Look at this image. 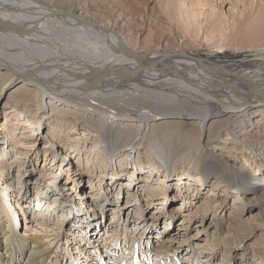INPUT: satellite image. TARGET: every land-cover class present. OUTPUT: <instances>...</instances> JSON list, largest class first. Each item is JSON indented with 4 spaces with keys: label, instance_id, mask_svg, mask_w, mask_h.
I'll return each instance as SVG.
<instances>
[{
    "label": "bare ground",
    "instance_id": "obj_1",
    "mask_svg": "<svg viewBox=\"0 0 264 264\" xmlns=\"http://www.w3.org/2000/svg\"><path fill=\"white\" fill-rule=\"evenodd\" d=\"M7 1L13 2L12 5H10L11 9H9V3L0 0V98L3 96L6 87L12 84L13 81L21 80V82L18 84L16 90H14V93H10L8 97L12 105L14 103L16 106L12 109L10 103L4 104H7V108L11 109L5 111L4 123L0 128V181L6 180V187L4 188L9 189L10 195L15 197L18 202L17 204L20 205V211L22 210L23 212V216L25 212V215L34 216L36 219L38 217L43 218V213L40 209H36L38 214H34L32 212L33 209L30 212L32 201L28 200L27 196L32 193L28 180L29 177H31V173L28 175V171L26 173L23 169L19 174L21 180L23 177L26 178L21 184V190H25L26 193L21 194L22 191H17L15 180L11 177L13 176L12 172L16 170V167L11 164H13L15 159L17 160L20 157L23 158L25 156L27 159L33 156V153L30 155L32 150L37 144L44 141L43 137H40V133H38L39 128H43V133L46 129L47 139H49L52 147L57 148V153L46 150L44 162L45 164L47 162L48 164H50V162H52V164L56 162L53 167L58 168L57 171L60 170L57 174H51L50 172L48 176H46V174H48L46 172L49 170H41L35 179V184L39 188H41L42 185H48L46 188L48 192L56 189L58 195L56 197L60 198L61 196L62 202L60 205L63 206L61 208L62 210H58L57 213V207L54 206L55 203L50 202L47 198V206L49 207H46V209L49 214H46L47 216L45 215L46 220L43 225L42 222L39 223L45 230H50L51 232L61 231L60 238H63L62 236L71 230L69 225H76H73V222L68 219V214L66 215V213H64L65 203L70 202L74 207H81V209H84L83 211L86 213V216L91 214L90 212L94 210V208H91V203H89V199H93L91 196H87V194H76L74 200L71 199V196H73L71 190L75 188L76 191L79 189L81 192L83 188L80 187V185L86 177L90 180L88 188L97 190V187L99 188V186L102 185L104 189H107L105 184L103 185L105 181L103 177L104 175L107 176V173L102 172L103 174L100 175L98 180H96L97 183H95L93 174L87 173L83 176L79 163L81 157L77 159V156L82 152V157H84L85 154L94 155L96 153V148L99 147L102 143V139H104L98 137L99 133L101 134V132H104V129L109 127H120L119 120L130 119V116L123 115L120 111L113 113L99 107L100 104L104 105L107 102L108 97L113 96L112 93H114L116 89L120 90L128 86L136 85L138 82L142 81L150 84L163 83L164 86L168 88L170 85H173L177 89L181 87L189 91H197L201 93L204 98L211 90L214 93L213 95L216 96L215 100L221 102V104L214 107L216 109L209 112L199 113L201 118L199 127L188 125V128L192 131L199 129V132L203 133V125L205 126L208 120L216 116L229 114L227 117L231 118L229 122L231 124V132L228 134L231 135L232 138L240 137L243 134L242 130L244 134L248 133L247 128H251V131H255L252 136L254 138V145L260 142L264 144L263 128H261L260 131H256V128L259 127L257 125L262 123L263 114L261 118L256 120V124L251 120V118L258 113H264V51L254 56L251 55L239 63H217L210 61V59H202L198 54L194 53V51H197L200 47H204V45L197 42L193 47V44L191 45L188 42V38L193 40L199 37L198 34L200 33V29H196L197 26L191 23L190 25L192 26L188 25V33H186L178 25L177 28L180 31H178L176 39L171 40V38H164L163 25L160 23L159 19L152 17L150 15L152 13H145L143 9H140L137 3L138 1L136 0H114L116 4L118 3V5L121 6L119 9L123 11L126 10L120 15H118L119 13H116L115 10L110 8L107 9L106 7H79L76 5L73 6L74 4H72L70 7L71 15L66 16L70 17L72 21H64L63 25H49L43 23L46 10L49 11V7L45 6L47 8L46 10H39L32 13L27 10L24 5V0ZM181 1L182 0H158V5L160 6V16H158L166 21H171V18L175 19L172 10ZM209 1L210 0H195L194 3L191 2L193 4H191V7L194 5L196 7L199 5L203 6L205 2ZM258 4L261 9L259 10L258 17L254 19V21H251L248 15L243 17V19L241 18L239 22H235V28L232 29V39L234 42L246 44L250 38V42H256L255 44H257L258 47L264 48V0H258ZM6 6H8V8ZM128 15L130 19L133 18L139 23L141 26L140 30L133 32L126 28V17ZM50 19L52 18L50 17ZM177 23L180 24L179 22ZM216 30L218 31V28H216ZM171 41L176 44V48H172L174 44ZM219 52L223 53L221 51ZM7 81H9V83H7ZM205 87L207 88L205 89ZM186 92L187 91L184 93ZM197 92H193V94L195 93L196 95ZM189 93H192V91ZM88 97L95 98L94 100L98 101V103L77 102L78 100H85V98ZM45 98H49L46 104H44ZM251 100L261 101L262 105L249 102ZM9 105L11 106L9 107ZM67 105H77L76 109H80L82 112L61 113V111H59L60 107ZM244 105L247 107L245 109H240ZM90 106L94 107L90 108ZM18 109H22V111L17 115L14 114ZM51 113H54V115H51ZM63 114L66 119L63 118ZM240 114L245 116V119H243L245 123L243 124L244 127L239 130L241 125L235 126L233 124L235 122L237 123V118H239ZM94 115H98L100 118H96ZM15 116L17 117L14 120L13 118ZM43 118L49 121L46 124L41 123ZM156 120L158 119L156 118ZM90 126L94 128H88ZM138 127L143 128V125H139ZM63 128L67 130V133L72 131L77 133L78 130H82V137L78 136L77 138L71 139V136H77V134H61ZM87 130L89 132H87ZM261 130H263V133H259ZM239 133H241L240 136L238 135ZM90 136H92V138H97L96 145L78 147V149H76V153H78L76 156L73 152L69 154L68 147L65 142L61 140V138H69L71 142H77L78 145L83 142H85L83 144H89L92 139ZM211 138L210 135L207 144L214 147V139ZM245 141L246 140H242V142ZM245 145L246 146H242L239 153H242L245 148H253L250 147L252 143L251 145ZM106 149L108 150L109 159L112 160V162L115 160L116 170L111 173L112 180L115 181L113 186L119 183L118 180L120 179L118 176L126 171V169L123 170V166L125 164L129 166L131 164L134 165V169H136L138 174H136L137 179L135 175L130 176L129 172V174H127L128 184L126 186L130 188L134 186L133 184H136L140 189L137 188L135 193H133V190L127 191L129 192L127 199L132 200L133 198L139 197V202H127L122 209H120V206L117 211L113 210V219L108 222L110 225L102 224L103 230L101 231L98 229L100 223H95L93 220L80 217L78 221H81V229L79 230L76 225L79 231L74 230L72 233L75 234V238H79L80 243L92 244L91 248L93 250H88V248H90L89 246L84 247L83 253L90 257L93 254L92 258L95 257V260H97V262L101 261L102 264H153L154 256L160 258L165 252L171 253L177 251L178 249L175 247L177 240L174 236L169 235V232L162 236L159 242L155 241L156 244L154 243L153 247L147 245V247L142 248L140 242H135V236H138V239L142 237V229H139L137 234L135 233L136 231H128L129 229L127 230L125 225L126 220L122 223L121 217V212L124 209L128 210V207L133 205H139V210L143 211L146 206L143 205L144 203L155 205L156 202L164 198L162 201H164L163 204H165L167 201L165 194L172 188L173 181V179L169 180L168 177L172 176V174L165 172V174L161 176L163 178L160 183V191L155 187L151 188L153 184H150V181L153 175H161L160 171H162V168H159L161 166L152 163L144 167L143 165H139L137 161L131 162L129 150L121 151L116 154L115 148H113V146L111 148L110 143L106 144ZM132 149H135V147H132L131 150ZM215 149L217 148L215 147ZM125 153L129 154L126 155ZM261 153L263 159H257L255 156L253 157L250 155L248 158L251 162L259 161L262 163L260 164L262 168L259 169V172L260 175L261 173L264 175V149ZM34 154L35 160L38 161L41 159V154L39 152ZM220 155L227 161L228 168L231 169L232 182L229 183L228 186L239 189L241 195L245 193L244 190L246 189V192H252L255 196H259L264 202V178L257 179L255 177L256 174H252L249 177V174H246L244 169H239L237 167L238 159L236 156L232 154L225 155L223 152L220 153ZM119 157L123 158H121L118 164L120 165L118 168L121 169V172L118 173L116 171L118 166L117 159ZM110 160L108 163L111 162ZM121 162H123L122 165ZM87 164H89V161ZM201 165L197 164V166L200 167V171H202ZM129 166L126 168H129ZM45 167L47 168V165ZM145 172H148L150 175L152 174V176H145ZM198 175H200V177L196 174L191 176L189 173L181 175V180L187 179L190 183H183L178 188V197L183 196V202L186 201V204L189 203V200H187L189 195L193 194V192H195L193 194L195 197H197L199 193L202 195V193L206 191V187L212 182V180L207 179L209 175ZM62 176L64 177L61 179ZM130 178H132V184L130 183ZM121 181L122 180H120V183ZM50 182L51 184H54V182L59 183L60 186L51 185ZM193 182H199L201 184L197 185V183L193 184ZM222 182H225V180L219 183L216 181L212 182L215 188L214 191L221 188L219 184ZM97 184L100 185L98 186ZM70 185H72V187H70ZM203 185L206 187L201 188ZM58 187L63 189L59 190ZM109 189L110 188H108V190ZM5 191L6 190L3 188H0V264H22V258L26 254L24 246L25 239L23 240L21 235L17 233L13 221L11 220V214L3 204L4 201L2 203V200H6L7 198ZM67 191L70 193L67 194ZM123 191H125V186L120 188V192ZM206 193L208 194L207 199L210 198V200H204L202 203H213L211 208H213L217 214L220 208L223 207V204L216 198L217 193H214L212 190ZM44 195L40 194L38 197H42L41 199L45 200L46 197H43ZM96 197L98 198V195H96ZM110 197H112L111 194ZM38 204L40 203L36 204V208ZM185 208H187V206ZM94 211L95 212L91 215L96 217L97 211L96 209ZM101 211L104 212V210ZM176 211L181 212V209ZM184 212L186 211L184 210ZM60 213V218L55 216V214L59 215ZM166 215L167 217L170 215L171 221L175 218L174 214L171 215L168 213ZM186 215H184V217ZM48 216H50V219L47 218ZM152 217L160 221L161 219L159 218L162 216L157 212ZM27 220L29 223H33L32 217L30 220ZM45 222H51V226L45 224ZM187 223L188 221L183 218L181 219L180 225L185 227ZM5 226H9L10 228L5 231L3 229ZM165 226L168 229L170 223L168 224L167 221ZM97 231L100 234H97ZM125 232L131 239V247L130 249L125 248L127 251L125 252L126 255L121 253L113 259L118 251L116 249H120L119 243H115V239L117 240L118 235H122ZM87 234L90 235L86 238L88 241L84 240ZM104 234H107V236L105 235L103 238ZM27 237L31 238L33 245L23 264H59V262H57L60 259V256H58L60 255L59 251L52 252V246L45 247L47 241H45L44 238H41L39 235ZM126 238L127 236H124V239ZM150 238H152V236H150ZM120 240L124 242L123 246L126 247L127 242L123 241V239ZM102 241L104 247L100 246ZM111 241H113V243L109 246ZM60 242L61 239L56 242V244ZM85 245L87 246V244ZM103 248H105L104 251ZM203 252H207V250H203ZM173 257L177 258L175 254L171 255V258ZM252 258L255 259L253 256ZM230 261L229 259V262ZM72 262L71 259H68L67 264H71ZM204 263L211 264V262L209 263L207 260H205Z\"/></svg>",
    "mask_w": 264,
    "mask_h": 264
},
{
    "label": "rangeland",
    "instance_id": "obj_2",
    "mask_svg": "<svg viewBox=\"0 0 264 264\" xmlns=\"http://www.w3.org/2000/svg\"><path fill=\"white\" fill-rule=\"evenodd\" d=\"M2 1L9 3L8 6L9 9H11L10 5H12L13 2L7 0ZM136 1H138L137 3L139 5V8L143 9L145 13L150 12L152 13L150 14L152 17L159 19L160 23L163 25L164 38H171V40L176 39L178 31H180L177 28L178 25L186 33H188V25H190L191 23H193L194 26H197L196 29H200V33L198 34L199 37L193 40L188 38V42L191 45L193 44V47L197 42L204 45V47H200L197 49V51H194V53L198 54L202 59H210V61L217 63H239L242 60L247 59L251 55L254 56L257 53L264 51V48H260L257 46V44H255L256 42H250V38L248 39L246 44L234 42L232 39V29L235 28V22H239L241 18L243 19V17L248 15L250 16L251 21H254V19L258 17L259 10L261 9L258 4V0H210L209 2H205V5H199L198 7H196L195 5V7H191V4L194 3L195 0H182L173 8L172 13L174 14L175 19L171 18V21H166L165 19H161V17H159L160 6L158 5V0ZM72 4H74L73 6L76 5L79 7H106L107 9L110 8L112 10H115L116 13H119L118 15L126 11L119 9L121 6H119L118 3L116 4L114 0H24V5L26 6L27 10L32 13L39 10H46V7H49V11L46 10V16L43 21L44 24L49 25H63L64 21H72L70 17H66L67 15H71L70 7L72 6ZM8 6L6 7L8 8ZM50 17L52 19H50ZM116 17L124 18L125 16ZM129 17V15L126 17V28L133 32L140 30L141 26L139 25V23H137L135 19H130ZM48 19L50 20L46 22ZM177 22H179L180 24H178ZM211 25H215L216 27ZM216 28H218V31L216 30ZM171 42L174 44L172 45V48H176V44L173 41ZM219 51L223 53H220ZM20 82L21 80L13 81L12 84L6 87L3 96L0 98V128L4 123L5 111L11 109H8L6 106L7 104H4L10 103L12 105V102L8 99L9 94L12 92L14 93V90H16ZM7 83H9V81H7ZM164 87L165 86L163 83L150 84L140 81L136 85L128 86L120 90L116 89L115 92L112 93L113 96L108 97L107 102L104 105L100 104L99 107L107 109L108 112L116 113L120 111V113H122L123 115L130 116V119L119 120V124L121 125L120 127H109L107 129H104V132H101V134L99 133L98 137H102L104 139H102V143L99 145V147L96 148V153L94 155L85 154V156L82 157L83 152L81 154H78L76 153V149H78V147L81 148L85 145H89V147L92 145H96V137L92 138V136H90V138L92 139L89 144H83L85 142L81 141L83 143H80L79 145L77 142H71L69 138H61V140H63L68 147L69 154L73 152L75 156L78 154L77 159L81 157V159H79V163L80 170L83 176L87 173L91 175L93 174V180L95 183H97L96 180H98L100 175L103 174L102 172L107 173V176L104 175L103 177V179H105L103 185L105 184V187L107 189H104V186L102 185L99 186L100 184H97L99 186V188L97 187V190L88 188L90 180L88 177H86L83 180V183L80 185V187L83 188L81 192L79 191V189H77L76 191L75 188L71 190L73 192V196H71V199L73 200L76 194H87V196H91L93 199H89V203H91L92 209H96L97 214L96 217H93L91 215L95 212L93 210L92 212H90V215L86 216V213L83 211L84 209H81V207H74L72 204H70V202L65 203L64 213H66V215L68 214V219L73 222V225L76 224L78 227L76 225H69L71 230L70 232H66V236H62L63 238H60L61 231L51 232L50 230H45L44 228H42V225L46 220V214L48 213L46 209V207H49L47 206V198L50 202L55 203L54 206L57 207V213L58 210H62L61 208L63 205H60V203L62 202L61 196L60 198L56 197L58 196L56 193V189H50L51 192H48L46 189L48 185H42L41 188H39L35 184V179L37 178L41 170H49L46 172L48 173L46 174V176H48L50 172L51 174H57L60 170L59 169L57 171L58 168L53 167L56 162H54L53 164L52 162H50V164H48L47 162L45 164L44 155L46 150H48L49 152L54 151L57 153V148L52 147L49 139H47V130L45 129L43 133V128H39L38 133H40V137H43L44 141H41V143L37 144L36 147L32 150L30 155H32L33 153V156L28 157L27 159L25 156L23 158L20 157L17 160L15 159V161L11 165L15 166L16 170L15 172H12L13 176L11 177L15 180L17 191H20L21 184L24 182V179H26L25 177H23L22 180L20 179V172H22V170L24 169L26 173L28 171V175H30L31 173V177H29L28 180L30 183V188L32 189V193L28 194L27 196L28 200L32 201V207L30 205V212L33 209L32 212L36 214V212H38L36 211V209H40L43 213H46L47 211V213L45 214L46 216L43 214V218L38 217L37 219H35L34 216H28L27 214L25 215V212L23 216V212L22 210L20 211V205L17 204L18 202L16 201L15 197H12L10 195L9 189L4 188L6 187V180L0 181V188L6 190L5 195H7L6 200H2V203L4 201L3 204L11 214V220L13 221V225L17 233L21 235V238H23V240L25 239L24 246L26 249V254L22 258V264L26 261V256H28L27 254L30 252V249L33 245V241L30 237L27 236L38 235L41 236V238H44L45 241H47L45 247L52 246V252L59 251L60 255L58 256H60V259L57 261L59 262V264H67L68 259H71L73 261L71 264H102L101 261L97 262V260H95V257L92 258L93 254L90 257L87 254L83 253L84 247L88 246L90 247L88 248V250L91 249V251H93L91 248L92 244L85 243L87 244L86 246L85 244L79 242V238L77 239L74 237L75 234L72 232L74 230L79 231L81 229V221L79 222L78 219L80 217H83L93 220L95 223H100L98 229L99 231H101L103 230L102 224H108V222L113 219V210L117 211L120 206V209H122L127 202H139V197H136L137 199L133 198L132 200L127 199V195L129 194V192L127 191L133 190V193H135L137 191V188L140 189V187L136 184H133L135 188L134 186L130 188L126 186L128 184L127 174H129V172L130 176H136L137 174V171L136 169H134V165L132 164L130 166L127 164L123 166V170L126 169V171H124L122 175L118 176V178L122 181L120 183V180H118L119 183L113 186V183L115 181L112 180L113 178L111 176V173L116 170V166L114 163L115 160H113L112 162V160L109 159L108 150L106 149V144L108 143H110L111 148L112 146L113 148H115L116 154L121 151L129 150L131 162L137 161L139 165H143L144 167L151 165L152 163H156V165L158 164L159 166H161L159 167L162 168V171H160L161 175H153V178L150 181V184H153V186L151 185V188L155 187L160 191V183L162 182L163 178L161 176L164 175L165 172H169V174H172V176L168 177L169 180L173 179V181L172 188L167 194H165V196L167 197V201L165 204H163L164 201L162 200H164V198H162L160 201L156 202L155 205H148V203H144L143 205L146 206L143 211L139 210V205H133L130 206L131 208L128 207V210L124 209L121 212L122 223L126 220L125 225L127 227V230L129 229L128 231H136L135 233L137 234L139 232V229H142V237L138 239V236H135V242H140L142 244V248L147 247V245L153 247L154 243L156 244V242H159L161 237L166 235L167 232H169V235L176 238L177 241L175 243V247L178 250L171 253H163V256L160 257L161 259L154 256L153 264H205V260L209 261V263L211 262V264H264V202L260 199L259 196H255L252 192H246V189L244 190L245 193L241 195L239 189L232 188L233 186H228V184L232 182V174L230 172L231 169L228 168L227 161L220 155V153L223 152L225 153V155L232 154L233 156H236L238 159L237 167L239 169H244L246 171V174H249V177L252 174H256L255 177L257 179H260L264 178V175H262V173L260 175L259 172V169L262 168L260 166V164L262 163H260L259 161L251 162L248 156L250 155L253 157L255 156L257 159H263V155L261 152H263L264 144L260 142L254 145V138L252 136L255 131H251V128H247L248 133L244 134L242 130L243 134H238L239 136L241 135L240 137L232 138V136L228 134L231 132V124L229 123L231 118L227 117L229 116V114L216 116L208 120L205 123V126L203 125V133L199 132V129L192 131L188 128V125L199 127V123H201L199 113L209 112L213 109H216L214 107H217L219 104H221V102L215 100L216 96L213 95L214 93L211 90L210 93L205 96V99L204 96L197 91L191 90L192 93H189L191 91H189L188 89H182L181 87L177 89L173 85H170L169 88ZM206 88L207 87H205V89ZM185 91L187 92L184 93ZM193 92H197V96L195 95V93L193 94ZM178 97L182 98L180 99ZM207 97L212 100L210 101ZM94 99L95 98L88 97L85 98V100H78L77 102L98 103V101ZM48 101L49 98H45L44 104H46V102ZM249 102L255 103L256 105H262L261 101L251 100ZM11 105H9V107ZM15 106L16 105L13 103V105L11 106L12 109ZM93 107L94 106H90V108ZM246 107L247 106L244 105L240 109H245ZM76 108L77 105L61 106L59 111H61V113L82 112V110ZM21 111L22 109H18V111L14 114L17 115ZM262 114L263 117L261 116ZM51 115H54V113H51ZM95 116L96 118H100V116L98 115H94V117ZM16 117L17 116H15L13 119L15 120ZM261 117L262 123H259V125H257L259 127L256 128V131H260L261 128H263L264 130V113L260 112L251 118L253 123L256 124V120ZM63 118L66 119L64 114ZM156 118L158 120H156ZM243 119H245V116L240 114L239 118H237V123L235 122L233 124L235 126L241 125V127H239V130L244 127L243 124L245 123V121H243ZM48 121V119L45 120V118H43L41 123L46 124ZM139 125H143V128H139ZM88 128L94 127L90 126ZM263 130H261V132L259 133H263ZM87 132L89 131L87 130ZM64 133L65 135L77 134V136H71V139H74L78 136H81L82 130H78L77 133L73 131L67 133V130H64L63 128L61 134ZM210 135L212 137L211 139H214V147L207 144ZM242 140L246 141L242 142ZM245 144L251 145L250 147L253 148H245L242 153H239L242 146H246ZM132 147H135V149L131 150ZM215 147L217 149H215ZM36 152H39L41 154V159L38 161L35 160L34 153ZM129 153L125 154L128 155ZM58 155L62 157L60 154ZM121 158L119 157L117 159V165L119 164ZM109 160L111 161L110 163H108ZM88 161L89 164H87ZM122 164L123 162H121V165ZM197 164L202 166V171H200V167H198ZM46 165L47 168L45 167ZM119 166L120 165L117 166L116 171L118 173L121 172V169L118 168ZM128 166L129 168H126ZM186 173H189V175L191 174V176L196 174L198 177H200V175L198 174H206V176L209 175L207 179L212 180V182L216 181L219 183L222 180H225V182L219 184V187L221 188H219L217 191H214L215 188L212 182H209L210 185L207 187L203 185V187L201 188L206 187V191H204L202 195H200L199 193L197 197L193 196V194L195 193L193 192V194L188 196L189 199L187 197L189 203L186 204V201L183 202V196L178 197L179 186L187 182L188 184H190L187 179L181 180V175ZM144 175L148 176L150 174L148 172H145ZM150 176H152V174ZM63 177L64 176H62L61 179ZM135 178L137 179V176ZM130 180V183L132 184V178H130ZM196 183L197 185L201 184L199 182H193V184ZM51 185L60 186L59 183L55 182ZM124 186L125 191L120 192V188H123ZM70 187H72V185H70ZM108 188L110 189L108 190ZM58 189L62 190L63 188L60 189L58 187ZM211 190L214 193H217L216 198L221 202V204H223V207L220 208L217 214L215 213L214 209L211 208L213 203H202L204 202V200H210V198L207 199L208 194L206 192H210ZM21 191V194L26 193L25 190ZM69 193L70 192L67 191V194ZM109 193L112 197H110ZM40 194H45L43 196L46 197L45 200H42V197H38V195ZM95 194L98 195V198ZM37 203H40L41 208H36ZM186 206L187 208H185ZM178 209H181V212H177L176 210ZM101 210H104V212ZM184 210L186 212H184ZM157 212L162 216L161 218H159L161 219L160 221H157L155 220V217H152ZM61 213L59 215L55 214V216H58L60 218ZM168 213L171 215H175V218L172 219L174 223L170 220V215H168L167 217L166 214ZM184 213L189 215H186ZM184 215L186 216L184 217ZM31 217L33 223H29L27 220H30ZM47 218L50 219V216H48ZM183 218L188 221L185 227L183 225H180L181 219ZM167 221L168 224L170 223V229L168 228L169 230L165 226ZM41 222L42 225L39 224ZM51 222H45V224L51 226ZM109 225L110 224H108V226ZM8 228L10 227L5 226L3 229L6 231ZM97 234L100 233L98 232ZM105 235L107 236V234H104L103 238L105 237ZM131 235L133 236L132 233ZM88 236L90 235L87 234L84 240H86ZM124 236H127V238L124 239ZM150 236H152V238H150ZM103 238L102 240L104 241ZM60 239L61 242L59 244H56V242L60 241ZM120 239H123V241L127 242L126 247L123 246L124 242H122ZM103 241L100 243L101 247H104V245L102 244ZM112 243L113 241H111L109 246ZM115 243H119L120 249H116L118 251L116 252V255L113 257V259L116 256H119L121 253H123V255H126L125 252L127 251L125 250V248L130 249L131 247V239L126 232L122 235H118L117 240L115 239ZM104 250L105 248H103V251ZM203 250H207V252H203ZM172 254H175L177 258H171ZM252 256L255 259H253ZM229 259L231 260L230 262Z\"/></svg>",
    "mask_w": 264,
    "mask_h": 264
}]
</instances>
